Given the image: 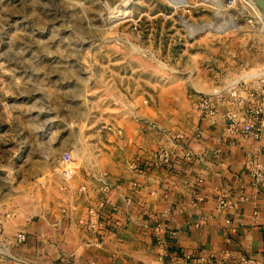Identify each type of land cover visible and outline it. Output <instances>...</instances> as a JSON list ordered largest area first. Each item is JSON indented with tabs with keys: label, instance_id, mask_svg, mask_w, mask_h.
I'll list each match as a JSON object with an SVG mask.
<instances>
[{
	"label": "rangeland",
	"instance_id": "374dc122",
	"mask_svg": "<svg viewBox=\"0 0 264 264\" xmlns=\"http://www.w3.org/2000/svg\"><path fill=\"white\" fill-rule=\"evenodd\" d=\"M227 2L0 0V216L36 213L136 111L263 89V14Z\"/></svg>",
	"mask_w": 264,
	"mask_h": 264
},
{
	"label": "crops",
	"instance_id": "0c3cea01",
	"mask_svg": "<svg viewBox=\"0 0 264 264\" xmlns=\"http://www.w3.org/2000/svg\"><path fill=\"white\" fill-rule=\"evenodd\" d=\"M224 111L202 117L193 102L184 120L170 113L163 122L142 109L105 131L99 156L71 183L55 181L36 213L6 221L0 264H61L69 254L77 264H264V187L249 159L264 164V133H229ZM162 149L169 162L156 158ZM91 209L95 232L84 224ZM19 231L28 241L16 247ZM210 255L215 262L200 261Z\"/></svg>",
	"mask_w": 264,
	"mask_h": 264
},
{
	"label": "built area",
	"instance_id": "2783aa9c",
	"mask_svg": "<svg viewBox=\"0 0 264 264\" xmlns=\"http://www.w3.org/2000/svg\"><path fill=\"white\" fill-rule=\"evenodd\" d=\"M136 0H128V3ZM245 3L254 0H243ZM237 0H228L226 5L233 7ZM184 7L190 8L189 4ZM264 17V16H263ZM196 108L202 117L215 118L220 115V109H225L222 114L226 124V131L235 135H248L255 139H260L264 133V88L249 89L247 83L241 82L229 85L224 89H219L210 94L201 95L195 102ZM200 133V130H198ZM172 154L164 149L160 150L156 155L159 162H169ZM252 177L254 185L260 189L264 187V164L259 162L258 158L251 157ZM105 190L108 187L104 188ZM227 204L225 200H218V208L225 209ZM16 216L15 212L6 213L0 216V232L4 224L9 219ZM84 224L88 231L95 232L98 229L97 211L91 209L89 217L84 220ZM28 241V235L24 231H19L14 239V245L20 247ZM2 247H0V250ZM216 256H203L200 261L202 263L215 262ZM61 264H77L74 254L61 257ZM246 264H257L255 261H246Z\"/></svg>",
	"mask_w": 264,
	"mask_h": 264
},
{
	"label": "water",
	"instance_id": "95a60500",
	"mask_svg": "<svg viewBox=\"0 0 264 264\" xmlns=\"http://www.w3.org/2000/svg\"><path fill=\"white\" fill-rule=\"evenodd\" d=\"M256 3V6L259 8V10L262 12L264 16V0H254Z\"/></svg>",
	"mask_w": 264,
	"mask_h": 264
},
{
	"label": "bare ground",
	"instance_id": "6f19581e",
	"mask_svg": "<svg viewBox=\"0 0 264 264\" xmlns=\"http://www.w3.org/2000/svg\"><path fill=\"white\" fill-rule=\"evenodd\" d=\"M262 13V12H261ZM245 78H248L247 76Z\"/></svg>",
	"mask_w": 264,
	"mask_h": 264
}]
</instances>
